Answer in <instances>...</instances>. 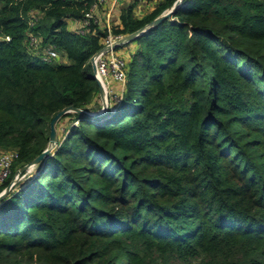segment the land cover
<instances>
[{
  "label": "trees",
  "instance_id": "trees-1",
  "mask_svg": "<svg viewBox=\"0 0 264 264\" xmlns=\"http://www.w3.org/2000/svg\"><path fill=\"white\" fill-rule=\"evenodd\" d=\"M176 1L143 17L134 1L112 32ZM92 4L0 0V151L18 153L0 193L53 115L98 110L108 30L71 28ZM31 35L68 61L43 60ZM132 42L115 111L66 113L78 124L0 201V264H264V0H183Z\"/></svg>",
  "mask_w": 264,
  "mask_h": 264
},
{
  "label": "built area",
  "instance_id": "built-area-1",
  "mask_svg": "<svg viewBox=\"0 0 264 264\" xmlns=\"http://www.w3.org/2000/svg\"><path fill=\"white\" fill-rule=\"evenodd\" d=\"M121 1L123 0H93L92 7L86 12L84 19L80 22L71 21V25L77 24L75 29L80 33H85L91 24L101 23L100 14L103 13L106 18L111 17L113 7ZM107 3L110 4V8H106ZM109 19H107L108 23L105 26L108 30V35L103 42V48L91 59V63L95 66L94 76L103 87V96L107 100L106 103L103 100L100 111H94L97 116L104 114V111L107 110L115 111L116 106L122 99L127 80L126 68L128 62L119 52V47L126 44L123 42L126 35H115L112 32L111 28L113 25H111ZM9 39L10 37H6V40ZM30 46L34 53H38L45 61L58 60L61 57L60 52L54 46L41 47L40 39L35 35L30 36ZM112 80L120 85L121 92L114 93L111 87ZM78 122L79 120H75L73 124H78ZM17 158L18 153L16 151H5L0 154V185L5 183L11 176L13 163Z\"/></svg>",
  "mask_w": 264,
  "mask_h": 264
},
{
  "label": "water",
  "instance_id": "water-1",
  "mask_svg": "<svg viewBox=\"0 0 264 264\" xmlns=\"http://www.w3.org/2000/svg\"><path fill=\"white\" fill-rule=\"evenodd\" d=\"M183 0H177L173 6L167 10L164 11L161 15H159L157 18H155L151 23H149L147 26H145L144 28L128 34L125 36L123 42L128 43L131 41H134L137 37H139L140 35H142L145 31H147L148 29L152 28L153 26L159 24L160 22L170 18L173 13L175 12V10L181 5ZM4 39V38H3ZM122 42V43H123ZM92 64V69L93 71H95V66L93 63ZM99 83V82H98ZM99 90H100V94L103 97L104 95V89L101 86V84L99 83ZM104 103L107 102L106 99H103ZM106 110V108H105ZM69 112H78L81 114H85L88 116H92L93 114L90 112H87L81 108H75V107H68L64 110H61L59 112H57L55 115H53V117L51 118L50 122H49V128H50V136H49V144L46 147V149L40 154L38 155L35 159H33L31 162L27 163L26 165H24L22 168H20L14 177V181L13 183L9 184L1 193H0V201L8 194V192L13 188L14 184L18 183L19 181H21V179L25 176V174L30 171L34 166L38 165L46 156H48L52 150L54 149V147L58 144L59 142V137H58V133H57V123L58 121L66 114ZM101 114V113H98Z\"/></svg>",
  "mask_w": 264,
  "mask_h": 264
},
{
  "label": "rangeland",
  "instance_id": "rangeland-1",
  "mask_svg": "<svg viewBox=\"0 0 264 264\" xmlns=\"http://www.w3.org/2000/svg\"><path fill=\"white\" fill-rule=\"evenodd\" d=\"M134 1H136L139 4L142 5L141 6V5L138 4V6L136 7L137 8V10L135 12L136 16L137 17H143V16L147 15L148 13H150L151 11H153L154 9H156V7H158V5L163 0H125V1H123L120 4V6L118 5L116 7V9L119 10V9L124 8V7H127L128 5H130ZM112 15L113 16L110 17V19H111L110 21H111V25H114L115 22L117 23L119 21L118 12L116 11V13L115 14H112ZM100 18H101V21H103V23L107 21L106 20V15L103 16V14H100ZM130 44L131 43L128 42L125 45H122V46L119 47V49H121V53L120 54L121 55H124V57H127V55L129 57V55H130V52H129V50L131 49V47H129ZM136 48H137V46H136ZM60 60L63 61V62H67L68 61V59L65 58V57H63V58L61 57ZM103 99H104V96L103 97L97 96V98H96V104L93 107L96 108V109H98L100 111V109H102ZM104 112H107V111H104ZM91 113L93 115H95L94 113H96V112L92 111ZM92 117H97V115L92 116ZM72 121L73 122L75 121V117L73 115L72 116H67V117H62L58 121V123H57V133H58V137H59V142L54 147V149L52 150V152H54L59 147L60 141L63 140L67 136ZM2 152H4V151H0V154ZM39 169H40V166L39 165L34 166L30 171H28L25 174V176L21 179V181H27L30 177H33L35 174H37V172L39 171ZM14 177H15V175H14ZM13 181H14V178L11 181V183H13ZM16 184H14V186Z\"/></svg>",
  "mask_w": 264,
  "mask_h": 264
},
{
  "label": "crops",
  "instance_id": "crops-1",
  "mask_svg": "<svg viewBox=\"0 0 264 264\" xmlns=\"http://www.w3.org/2000/svg\"><path fill=\"white\" fill-rule=\"evenodd\" d=\"M123 1H125V0H123ZM123 1H121L120 3H118V4H116L114 7H113V10H112V14H115L116 13V11L118 12V16H119V14H120V10L121 9H119V10H117L116 9V7L119 5L120 6V4L123 2ZM138 2L136 3V7L138 6ZM139 5H141V4H139ZM142 6V5H141ZM135 7V11L134 12H136V10H137V8ZM106 8H110V4L109 3H107V5H106ZM103 14V13H102ZM111 14V16H113ZM136 15V14H135ZM103 16H104V14H103ZM110 18V17H109ZM109 18H106V20L107 19H109ZM111 19H109V21H110ZM111 22V21H110ZM119 22V21H118ZM117 22V23H118ZM106 23H108V20L106 21V22H104L103 23V21H101V25L103 26V27H105L107 24ZM115 24H116V22H115ZM77 26V24H72L71 25V28H75ZM136 43L135 42H132L130 45H129V47H131V49L129 50V52H130V55H129V57H128V55H127V57H124V55H123V57L127 60V62H129V60H130V58H131V55L135 52V50H136ZM119 52L121 53V49H119ZM111 87H112V89H113V91H114V93H118V92H121V89H120V85H118L116 82H114L113 80L111 81ZM98 96H100V97H102L101 96V94H100V92H99V94H98Z\"/></svg>",
  "mask_w": 264,
  "mask_h": 264
}]
</instances>
